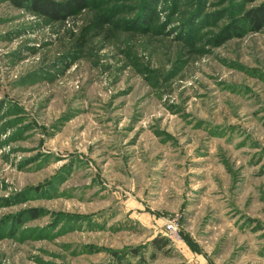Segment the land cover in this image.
<instances>
[{
	"label": "rangeland",
	"instance_id": "rangeland-1",
	"mask_svg": "<svg viewBox=\"0 0 264 264\" xmlns=\"http://www.w3.org/2000/svg\"><path fill=\"white\" fill-rule=\"evenodd\" d=\"M262 3L0 0V264H264Z\"/></svg>",
	"mask_w": 264,
	"mask_h": 264
},
{
	"label": "trees",
	"instance_id": "trees-1",
	"mask_svg": "<svg viewBox=\"0 0 264 264\" xmlns=\"http://www.w3.org/2000/svg\"><path fill=\"white\" fill-rule=\"evenodd\" d=\"M17 5H29L35 12L45 15L53 19H62L64 15H72L75 10H83L89 6L90 0H65L56 2L55 0H11ZM254 1V0H249ZM246 22L254 31L260 30L264 27V3L261 5L245 10ZM167 239L163 237H155L151 240L153 247L161 249L166 245ZM188 241V239H187ZM136 249H132L135 251ZM194 251H197L193 248ZM198 252V251H197ZM207 264H212L211 262Z\"/></svg>",
	"mask_w": 264,
	"mask_h": 264
},
{
	"label": "built area",
	"instance_id": "built-area-1",
	"mask_svg": "<svg viewBox=\"0 0 264 264\" xmlns=\"http://www.w3.org/2000/svg\"><path fill=\"white\" fill-rule=\"evenodd\" d=\"M165 229L168 233L169 238L177 239L180 236L179 228L177 226V222L173 220H168L165 224Z\"/></svg>",
	"mask_w": 264,
	"mask_h": 264
}]
</instances>
